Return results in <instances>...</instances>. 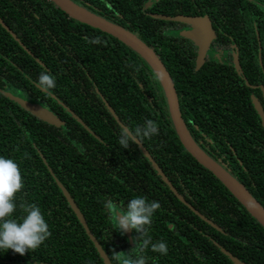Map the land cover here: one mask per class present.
Returning <instances> with one entry per match:
<instances>
[{"label":"trees","instance_id":"1","mask_svg":"<svg viewBox=\"0 0 264 264\" xmlns=\"http://www.w3.org/2000/svg\"><path fill=\"white\" fill-rule=\"evenodd\" d=\"M74 1L131 30L154 49L175 83L187 126L207 130L212 121L222 127L214 112L222 110L226 94L228 140L241 121L239 109L252 113L246 96L228 84L222 86L223 69L214 75L207 61L197 66L196 46L182 33L187 24L150 13L204 12L206 0H158L150 6L151 0ZM0 17L19 38L0 23V155L18 163L23 186L15 193L17 204L39 205L50 231L40 247L23 255L0 251V264H105L58 182L74 198L113 264H124L136 253L135 231L122 235L112 222L134 195L158 201L147 235L167 246L166 254L145 247L146 264H235L228 253L246 264H264V227L183 146L159 79L136 51L110 33L70 17L52 0H0ZM219 23L225 27V21ZM233 26L241 48L238 24ZM259 34L264 52L263 9ZM97 36L102 43L88 42ZM42 71L55 78V87L47 92L33 83ZM6 92L48 108L60 122L40 118ZM145 118L156 121L159 132L140 143L186 201L217 227L177 197L139 143L127 149L117 144L122 126L134 128ZM248 119L242 124L252 121ZM221 131L213 135L219 148L226 140ZM220 153L231 155L237 177L242 163L246 165L260 184L238 178L264 206V155L257 173V153L242 158L240 153L239 159L223 148ZM106 200L114 202L111 215L104 209ZM21 211L17 207L14 215Z\"/></svg>","mask_w":264,"mask_h":264},{"label":"flooded vegetation","instance_id":"2","mask_svg":"<svg viewBox=\"0 0 264 264\" xmlns=\"http://www.w3.org/2000/svg\"><path fill=\"white\" fill-rule=\"evenodd\" d=\"M152 1L155 0L149 2ZM148 3L147 6H150ZM262 9L264 10V0H206L204 12L197 10L191 13L190 10L189 14L178 13L174 15L162 12H150L152 15L160 13L171 17L176 15L207 16L211 21L214 36L207 47L203 64L207 61L214 75L219 73L218 69H223L221 74L224 84L222 86L226 87L228 84L230 88L236 89L240 94L248 98V102L252 104V113H244L243 109L240 108V114L237 117L241 121L245 118H249L248 120L252 121L247 125H243L240 121L236 127L232 128L231 137L233 138L228 140L227 136L230 131L227 119L229 98L226 94L221 101L222 110H215L214 112L216 118L222 119V127L210 121L208 122L207 130H202L196 125L193 127L192 123L191 125L189 124L188 128L192 133L194 131V134L198 137L197 139L193 135L198 144L204 150L206 149L207 151H205L208 154L209 152L215 154L218 160L213 158L235 177H237L235 175L236 172H233L230 166L233 163V158L230 154V157L221 154L222 148L225 151H232L234 154H237L236 157L238 159L240 153L241 158L246 153H257L256 158H253V162H258L256 166L257 173L262 165L259 161L261 160L260 156L261 154L264 155V77L262 78L264 76V52L261 48L262 43L259 34V21ZM219 20H222L223 23L224 21L226 22L225 27L220 25ZM232 23L238 24L240 37L242 38L240 40L242 44L241 48L237 43V37L233 33L234 26ZM188 27L190 26L187 25L186 28ZM218 33L220 34V39H217ZM244 42L245 44H243ZM197 53L198 48L196 46V57ZM256 102L259 104L258 106ZM219 128L226 135L225 143H223L221 148L217 146L213 138V135H215V132ZM198 129L200 131H197ZM238 177L252 181L253 186L260 184L254 180L244 163L241 165V170L238 171ZM238 177L237 179H239ZM259 192L257 190V193Z\"/></svg>","mask_w":264,"mask_h":264},{"label":"water","instance_id":"3","mask_svg":"<svg viewBox=\"0 0 264 264\" xmlns=\"http://www.w3.org/2000/svg\"><path fill=\"white\" fill-rule=\"evenodd\" d=\"M58 7L65 11L70 17L75 18L85 24L99 28L102 31L110 33L111 35L117 37L119 40L130 46L134 51H136L152 68L159 82L163 88L169 114L174 126V129L186 150L196 158V160L203 166L211 170L214 175L230 190V192L243 204V206L251 213L253 217L264 227V206L262 203L249 191V189L230 173L221 163L215 160L211 155H209L195 140L190 129L188 128L180 109L179 97L175 87V83L167 70V67L160 59L158 54L150 47L140 36L119 23L113 22L89 9L78 4L74 0H52ZM158 1V0H155ZM151 2L148 3L150 5ZM154 17H159L162 19H172L174 21L183 22L190 27L185 28L182 33L187 38L192 40L198 48V53L196 57L197 66H201L204 62L205 53L211 39L214 36V30L211 26V21L207 16H187V15H176L168 16L165 14L154 13ZM0 23L17 39L18 36L13 32V30L4 22L0 17ZM7 95L17 100L24 108L31 111L40 118L52 123L58 124L60 120L58 117L48 108L43 107L38 103H31L26 99L13 96L12 94L6 92ZM256 105L259 104L256 102ZM109 108L113 111L112 107ZM144 154L151 160L153 166L157 169L159 174L162 176L163 180L167 182L171 190L177 195V197L186 203L191 209L194 210L201 218L216 226V223L212 222L211 219L204 216L198 209H195L193 205L189 204L186 199L178 192L176 187L171 184V181L166 177L163 171L160 169L159 165L154 161L152 155L148 149L142 146ZM58 184L66 196L71 208L76 213L78 219L82 222L90 238L94 242L100 256L103 258L105 264H113L110 260L108 254L104 251L101 243L89 230L88 224L86 222L83 212L80 210L76 204L74 198L67 191L64 185L60 182ZM132 229H129L125 233L130 236ZM235 264H246V262L240 260L237 256L232 253H228Z\"/></svg>","mask_w":264,"mask_h":264},{"label":"clouds","instance_id":"4","mask_svg":"<svg viewBox=\"0 0 264 264\" xmlns=\"http://www.w3.org/2000/svg\"><path fill=\"white\" fill-rule=\"evenodd\" d=\"M88 42L98 44L102 43V40L97 36ZM28 79L31 80L30 77ZM33 83L40 90L47 92L55 87V78L49 72L42 71ZM158 132L157 122L145 118L143 123L137 124L134 128L122 126L117 135V144L122 149H127L130 144L140 143L141 138L151 139ZM22 186L23 181L18 163L11 157L0 155V251L11 249L21 255L40 247L50 235L49 224L39 205L26 202L17 204L15 193H18ZM17 207L22 211L14 215ZM114 207L113 201L104 202V209L109 215ZM158 208V201L149 200L143 195H134L126 205L122 206L121 210L112 216V222L115 225L113 229L122 235L132 229L139 241L134 246L136 253L129 254L124 264H146L143 250L148 246L154 252L167 253L164 241L153 242L152 238L147 235L148 226ZM197 256L199 257V254Z\"/></svg>","mask_w":264,"mask_h":264}]
</instances>
